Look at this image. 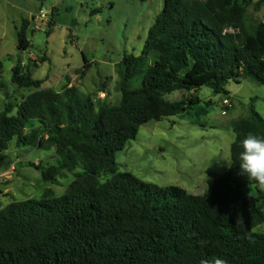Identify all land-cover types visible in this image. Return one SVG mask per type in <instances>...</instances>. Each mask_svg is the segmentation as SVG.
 <instances>
[{
    "label": "trees",
    "instance_id": "16d2710c",
    "mask_svg": "<svg viewBox=\"0 0 264 264\" xmlns=\"http://www.w3.org/2000/svg\"><path fill=\"white\" fill-rule=\"evenodd\" d=\"M250 5L259 11L264 0H164L141 55L126 54L120 62L115 106L96 109L74 86L42 89L44 81L29 70L13 68L12 83L34 92L15 106V115L11 104L0 113V169L16 139L19 146L55 149L62 164L42 172L45 182L80 164L84 171L68 194L0 211V264H264V234L254 232L264 224V189L241 174L238 163L240 141L250 132L264 137V117L254 108L232 122L231 167L209 198L144 182L121 172L116 161L142 126L202 103L170 102L167 95L209 88L230 96L227 85L245 79L264 86V22H249ZM29 27L23 20L17 31L20 51L32 46ZM139 76L140 85L131 88ZM103 174L110 177L102 182Z\"/></svg>",
    "mask_w": 264,
    "mask_h": 264
},
{
    "label": "rangeland",
    "instance_id": "374dc122",
    "mask_svg": "<svg viewBox=\"0 0 264 264\" xmlns=\"http://www.w3.org/2000/svg\"><path fill=\"white\" fill-rule=\"evenodd\" d=\"M163 7L164 0H0V113L11 104L15 115V106L34 92L12 83L16 65L22 72L29 70L34 80L44 81L42 89L61 92L74 86L92 97L96 109L118 105L120 62L126 54L141 55ZM246 13L251 24L260 22L253 5ZM23 20L30 21L27 35L32 46L27 51L17 48ZM83 56L91 66L88 70ZM141 79L137 77L130 87H138ZM226 89L230 96L215 95L209 88L167 95L170 102L197 98L202 103L188 114L142 126L136 140L116 154L120 171L158 187H180L188 194L209 198L215 180L231 167L232 122L248 118L253 108L264 117V86L245 79L231 81ZM226 98L231 108L224 106ZM202 108L208 110L206 116L199 115ZM6 154L7 165L0 169V211L12 203L68 194L75 188L77 174L84 171L80 164L61 171L55 181L45 182L42 172L62 164L55 149L19 146L15 139ZM109 177L103 174L101 181ZM254 232L264 234V224Z\"/></svg>",
    "mask_w": 264,
    "mask_h": 264
},
{
    "label": "clouds",
    "instance_id": "9594fccd",
    "mask_svg": "<svg viewBox=\"0 0 264 264\" xmlns=\"http://www.w3.org/2000/svg\"><path fill=\"white\" fill-rule=\"evenodd\" d=\"M240 148L238 163L241 174L264 189V137L250 132L240 141ZM228 164L231 166V162ZM201 264L207 262L202 261ZM214 264H227V262L216 259Z\"/></svg>",
    "mask_w": 264,
    "mask_h": 264
},
{
    "label": "crops",
    "instance_id": "0c3cea01",
    "mask_svg": "<svg viewBox=\"0 0 264 264\" xmlns=\"http://www.w3.org/2000/svg\"><path fill=\"white\" fill-rule=\"evenodd\" d=\"M257 1L258 0H253L254 3ZM255 12L260 15V17H261L260 22H264V5L261 7V9L259 11H255Z\"/></svg>",
    "mask_w": 264,
    "mask_h": 264
},
{
    "label": "built area",
    "instance_id": "2783aa9c",
    "mask_svg": "<svg viewBox=\"0 0 264 264\" xmlns=\"http://www.w3.org/2000/svg\"><path fill=\"white\" fill-rule=\"evenodd\" d=\"M223 104L226 108H231L232 107V104L230 102V100L228 98H226L224 101H223Z\"/></svg>",
    "mask_w": 264,
    "mask_h": 264
}]
</instances>
